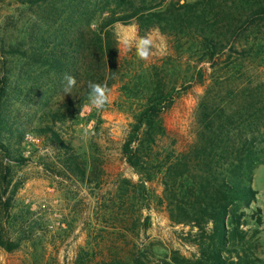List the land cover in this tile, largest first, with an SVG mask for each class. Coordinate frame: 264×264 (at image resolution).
I'll list each match as a JSON object with an SVG mask.
<instances>
[{
  "label": "trees",
  "instance_id": "trees-1",
  "mask_svg": "<svg viewBox=\"0 0 264 264\" xmlns=\"http://www.w3.org/2000/svg\"><path fill=\"white\" fill-rule=\"evenodd\" d=\"M17 3L28 9L45 6L47 21L44 26L28 24L19 38L0 40L4 59L0 68L2 161L17 166L29 161L20 142L15 146L25 127L17 123L15 114L10 118V103L29 97L48 82H64V74L69 73L77 79L76 102L71 101V106L79 116L88 103L90 81L107 80L109 88L114 83L118 50L113 26L136 23L141 36L157 29L171 39L179 54L188 53L200 66L207 65L192 77L204 87L194 115V139L183 150L164 144L168 138L164 117L176 95L171 81V70L176 66L168 63L139 76H125L128 82L122 80L121 89L133 111V123L121 153L139 179L120 178L103 211L114 215L118 210L115 220L122 231L139 237L149 227L144 211L154 196L148 185L158 181L163 187L158 201L170 223L190 228L184 240L197 250L191 258L176 251L166 253L158 264H247L253 246L249 240L258 237L264 224L261 209L252 210L251 215L246 212L258 195L252 186L255 171L264 165V72H260L264 69V0ZM46 116L53 122L66 119L63 111ZM32 134L61 154V174L82 183L88 181L87 161L51 125L36 127ZM10 171L6 166L1 173L0 189L4 193L12 183ZM16 191L17 187L6 202L0 196V248L9 252L19 246L5 239L3 214L12 207ZM101 219L107 220V216ZM251 224L254 230L250 236ZM98 247L81 250L73 264H93ZM119 251L113 248L116 258L96 264H154L139 246H134L131 258L126 257L125 250Z\"/></svg>",
  "mask_w": 264,
  "mask_h": 264
},
{
  "label": "rangeland",
  "instance_id": "rangeland-1",
  "mask_svg": "<svg viewBox=\"0 0 264 264\" xmlns=\"http://www.w3.org/2000/svg\"><path fill=\"white\" fill-rule=\"evenodd\" d=\"M46 10L45 6L28 9L21 7L17 0H0V40L19 38L23 28L33 22L44 26ZM112 32L118 50V71L110 88V103L103 110L92 109L83 116L75 115L76 109L71 106V101L76 102L75 87L71 94L65 95L62 90L64 82L55 81L34 89L29 97L9 104L10 118L15 114L17 123L25 127L24 136L15 139V146L20 142L24 157L29 161L17 166L2 161L0 155V179L6 166L11 169L12 179L6 193L0 189L3 202L17 187L12 207L7 213L2 212L6 222L5 239L19 246L10 252L0 248V264H73L81 250L90 251L98 245L93 264L116 258L111 252L115 247L119 252L125 250L126 257L131 258L134 246H139L146 250L154 264L160 263L169 252L176 251L187 258L197 253L196 248L184 240L190 228L173 226L165 207L160 205L158 200L162 197L163 187L158 181L148 185L154 196L144 211V216L150 220L149 227L139 237L132 231H122V225L115 220L118 210L114 215L103 210L107 200L114 196L120 178L133 182L139 179L121 153L133 123V111L127 106L125 92L121 89L123 81L128 82L125 76H139L143 71L168 63L176 66L171 70L176 95L172 108L164 117L168 131L164 144L183 150L193 142L194 115L204 94V87L192 81V77L207 65L200 66L188 53L179 54L171 39L157 29L141 36L136 23L128 26L116 24ZM145 38L151 41L147 60L137 55V47ZM2 60L0 54V68ZM56 111H63L66 119L63 118L62 122L46 119L47 113ZM48 124L87 161L88 181L82 183L76 177L61 174V154L45 139L32 134L34 128ZM48 166L50 170H47ZM252 186L258 195L246 212L251 215L252 210L261 209L264 223V165L255 171ZM104 215L107 220L103 221ZM249 230L251 236L253 224ZM249 242L253 246L247 264H264V224L258 237Z\"/></svg>",
  "mask_w": 264,
  "mask_h": 264
},
{
  "label": "clouds",
  "instance_id": "clouds-1",
  "mask_svg": "<svg viewBox=\"0 0 264 264\" xmlns=\"http://www.w3.org/2000/svg\"><path fill=\"white\" fill-rule=\"evenodd\" d=\"M184 0H181L183 3ZM151 41L148 39H141L140 45L137 47V55L140 59L147 60L149 58V47ZM127 47V46H126ZM64 83L62 86L63 93L65 95L71 94L73 88L77 84V79L74 75L65 73L63 77ZM89 96L88 103L83 105L82 110L79 112V116H83L84 112L91 111L95 109L97 111L103 110L106 105L110 103V88L108 86L107 80L103 83L99 82H89ZM87 132V129H85Z\"/></svg>",
  "mask_w": 264,
  "mask_h": 264
}]
</instances>
